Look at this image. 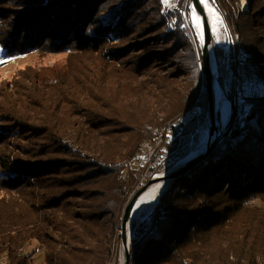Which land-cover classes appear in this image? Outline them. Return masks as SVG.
Instances as JSON below:
<instances>
[{
  "label": "trees",
  "instance_id": "trees-1",
  "mask_svg": "<svg viewBox=\"0 0 264 264\" xmlns=\"http://www.w3.org/2000/svg\"><path fill=\"white\" fill-rule=\"evenodd\" d=\"M183 2L0 0L2 54H66L0 81V264H34L37 251L43 264H107L142 144L162 137L159 157L175 162L190 153L208 98ZM249 6L233 21L241 53L227 58L260 84L136 225L131 264H264V0Z\"/></svg>",
  "mask_w": 264,
  "mask_h": 264
},
{
  "label": "rangeland",
  "instance_id": "rangeland-1",
  "mask_svg": "<svg viewBox=\"0 0 264 264\" xmlns=\"http://www.w3.org/2000/svg\"><path fill=\"white\" fill-rule=\"evenodd\" d=\"M208 4L214 8L215 10V16L216 20L214 22L213 31L211 32L212 40L211 45L213 47L214 51V45H218L221 47L222 50V62L225 66L224 69V86L222 88V94L225 98H229L228 96V90L231 86V80L233 77L232 74V67L228 63V52L230 47L233 45L234 49L236 48V45L234 44V38L235 32L233 21L238 17L239 12H241L244 9L249 10V2L250 0H245L246 5L243 6V0H207ZM231 9L230 14L228 15V10ZM182 13L184 16V22L185 25L191 34V37H193V47L195 49V52H198V47L202 45V20L200 14L193 8L191 1L184 0L182 4ZM196 17L197 22L194 24L193 20ZM201 29V30H200ZM197 33L198 36V43L194 41V35ZM237 34V40L240 45L239 39ZM241 47V45H240ZM65 53L64 52H56V53H50L47 55H40L37 52H26L22 53L16 56H6L2 54L0 49V81L4 80L6 78H9L11 74H13L16 70L20 68H24L27 65H55L56 63H61L65 59ZM240 54H238L239 56ZM236 57V59L238 58ZM242 62V61H240ZM246 86L254 87L253 84H244L240 92L238 94V104L241 106V100L242 98L240 95H243V90ZM249 89V88H248ZM191 109L187 111V113L183 117H179L178 120L182 122V120L185 118V116L188 114V112ZM234 118V117H233ZM230 120V116L228 117V120L224 124H218V130L212 135V139H218L220 135L226 130V125ZM171 125V123H170ZM170 125H168V128H170ZM199 128L195 131V133L192 135V140L190 141V146L192 147V150L190 153L195 152L193 155H198L202 152H205L206 150V143H207V127L205 128ZM168 133V132H167ZM161 139L159 146H158V154H160V145L162 143V137L159 138L156 142L146 141L150 142L152 144H156ZM143 145V144H142ZM142 150V146H141ZM139 151V158L137 162V166L139 167V171L137 172V178L133 184V189L130 193L129 198L132 196V194L139 189L142 185L148 181V179L163 175V178H160L157 181V184H161L163 187L164 185L168 184L169 182V174L174 173L176 169H178L182 164H179L180 161H171L168 157H155L156 162L149 168L145 165V155L148 154L149 151H147L145 148ZM189 153V154H190ZM206 155V154H205ZM204 155V156H205ZM192 156V155H191ZM203 156V157H204ZM201 157V159L203 158ZM160 160V162H159ZM159 162V163H158ZM155 165L156 168L154 172H152V167ZM165 167V168H164ZM162 168L161 171H158V169ZM152 172V173H151ZM180 174V173H179ZM128 198V200H129ZM128 202V201H127ZM127 204V203H126ZM156 202L151 206L149 211L154 207ZM124 210V209H123ZM118 234V232H117ZM120 235V234H119ZM28 249H37V243L35 241L30 242L28 247H25L23 250L27 251ZM124 261V253H123V247L121 243L117 242L115 246L113 247L112 257L111 260L107 264H123ZM34 264H43L40 251H37L34 258Z\"/></svg>",
  "mask_w": 264,
  "mask_h": 264
},
{
  "label": "water",
  "instance_id": "water-1",
  "mask_svg": "<svg viewBox=\"0 0 264 264\" xmlns=\"http://www.w3.org/2000/svg\"><path fill=\"white\" fill-rule=\"evenodd\" d=\"M193 8L200 14L202 20V45H201V59L204 67V75H205V83H206V91H207V98H208V127H207V143H206V150L198 155L189 156L186 155L185 157L181 158L179 164H182L178 169L173 171L174 173L169 174V179L179 175V173H183L191 164L197 162L201 157L207 154L212 147L214 146L216 140L212 139V135L218 130V124H221L220 120V111L217 109V99H216V88L220 87L219 79H218V68H217V61L213 51V47L211 45L212 40V29L209 21V17L206 13L205 7L203 6L201 0H190ZM236 56V55H235ZM251 66V65H250ZM234 69L235 65L232 69V80L231 83L233 84V100H229L230 102V112L228 117L230 116V120L235 115L236 110L238 109L237 105L238 102L236 101L235 94V87H234ZM250 84L248 82H243L241 84ZM198 109V111H197ZM201 108L199 105L194 106L188 112V114L184 118V123L194 114H199ZM228 120V119H227ZM227 122V121H226ZM230 121H228L226 127L229 125ZM224 127V128H226ZM189 156V157H187ZM160 178H163V175L155 176L148 181L144 185H142L139 189H137L132 196L129 198L127 204L124 207L122 217H121V228L119 234L121 236V245L123 247L124 253V261L123 264H131V256H130V244L131 238L134 236L135 227L136 225L145 218L149 212L137 222L132 221V213L133 209L139 199V197L154 183H156ZM159 198V197H158ZM158 201V199H157Z\"/></svg>",
  "mask_w": 264,
  "mask_h": 264
},
{
  "label": "bare ground",
  "instance_id": "bare-ground-1",
  "mask_svg": "<svg viewBox=\"0 0 264 264\" xmlns=\"http://www.w3.org/2000/svg\"><path fill=\"white\" fill-rule=\"evenodd\" d=\"M205 7L206 13L209 17L211 29L213 31L214 22L216 20L215 10L212 8L208 2L206 4L202 3ZM245 0H243V6H245ZM214 10V11H213ZM196 18V17H195ZM201 30V29H200ZM216 99H217V109L220 111V120L221 124L226 123L228 119V115L230 112V102L228 98H225L222 94V88H216ZM195 154L192 152L189 156ZM187 156V157H189ZM167 184L164 187L161 184L154 183L152 184L138 199L132 213V221L137 222L142 219L148 212L151 206L157 202L158 197L162 193V191L166 188Z\"/></svg>",
  "mask_w": 264,
  "mask_h": 264
},
{
  "label": "built area",
  "instance_id": "built-area-1",
  "mask_svg": "<svg viewBox=\"0 0 264 264\" xmlns=\"http://www.w3.org/2000/svg\"><path fill=\"white\" fill-rule=\"evenodd\" d=\"M234 44L236 45L235 48V55L236 57L238 56V54L241 53V47L238 43L237 40V34H235V38H234ZM243 82H248L250 84H253L254 86L259 85L260 81H259V77L257 75V73L254 71V69L245 62H237L235 64V69H234V87H235V94H239L240 89H241V84ZM238 109L235 112V115L233 117H235L241 106L237 105ZM198 111V109H197ZM232 117V118H233ZM184 119L182 120V123H184ZM161 139L156 143V144H152L150 142H145L142 145V150L145 148L147 151H149V153L145 155V165L147 166V168L151 167L155 162V157H158V146L160 143ZM141 150V155L143 154ZM143 156V155H142ZM4 262H2L3 264Z\"/></svg>",
  "mask_w": 264,
  "mask_h": 264
},
{
  "label": "snow or ice",
  "instance_id": "snow-or-ice-1",
  "mask_svg": "<svg viewBox=\"0 0 264 264\" xmlns=\"http://www.w3.org/2000/svg\"><path fill=\"white\" fill-rule=\"evenodd\" d=\"M167 2V0H165ZM202 3L206 4L207 0H201ZM214 11V10H213ZM197 22L196 18H194L193 23L195 24Z\"/></svg>",
  "mask_w": 264,
  "mask_h": 264
}]
</instances>
